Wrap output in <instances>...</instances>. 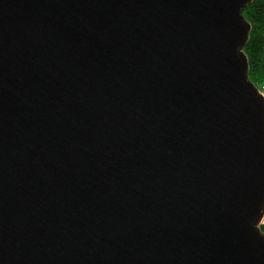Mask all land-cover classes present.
I'll list each match as a JSON object with an SVG mask.
<instances>
[{
  "label": "water",
  "instance_id": "95a60500",
  "mask_svg": "<svg viewBox=\"0 0 264 264\" xmlns=\"http://www.w3.org/2000/svg\"><path fill=\"white\" fill-rule=\"evenodd\" d=\"M252 0H0V264H264Z\"/></svg>",
  "mask_w": 264,
  "mask_h": 264
},
{
  "label": "trees",
  "instance_id": "16d2710c",
  "mask_svg": "<svg viewBox=\"0 0 264 264\" xmlns=\"http://www.w3.org/2000/svg\"><path fill=\"white\" fill-rule=\"evenodd\" d=\"M243 14L251 26L244 48L249 65V79L264 94V0H252ZM261 228L264 232V224Z\"/></svg>",
  "mask_w": 264,
  "mask_h": 264
}]
</instances>
